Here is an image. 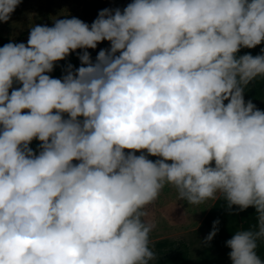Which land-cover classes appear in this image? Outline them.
Returning a JSON list of instances; mask_svg holds the SVG:
<instances>
[{
  "label": "clouds",
  "instance_id": "obj_1",
  "mask_svg": "<svg viewBox=\"0 0 264 264\" xmlns=\"http://www.w3.org/2000/svg\"><path fill=\"white\" fill-rule=\"evenodd\" d=\"M21 3L0 0V23ZM262 42L264 0H133L0 47V264H151L146 208L165 186L255 208L226 245L232 264H264V111L244 99L264 54L236 55ZM78 49L80 67L46 74Z\"/></svg>",
  "mask_w": 264,
  "mask_h": 264
},
{
  "label": "rangeland",
  "instance_id": "obj_2",
  "mask_svg": "<svg viewBox=\"0 0 264 264\" xmlns=\"http://www.w3.org/2000/svg\"><path fill=\"white\" fill-rule=\"evenodd\" d=\"M131 2L133 0H22L12 13L11 19L7 23H0V35L7 43L27 44L30 24L51 27L53 18L75 17L90 26L101 10L119 8L122 11ZM109 47L110 42L103 41L96 49H88V51L96 59L101 49ZM255 106H264V100L255 103ZM39 143L38 140H33L30 147L38 152ZM225 203L220 198L215 201L210 200L199 207L189 206L186 202H177L175 190L171 186H165L159 199L147 206L148 216L145 218L155 224L150 234L151 241L170 235L164 242L170 257L163 264H232L226 241L239 229H235L231 219L229 220L232 215L225 210ZM217 211L223 214L222 219H219V231L208 246H203L202 242L212 231L213 222L221 217L220 212ZM242 213L243 220L240 227L246 229V210ZM226 217L227 220L224 219ZM194 238H196L195 243ZM198 244L201 246L197 247ZM166 258L165 256L164 261Z\"/></svg>",
  "mask_w": 264,
  "mask_h": 264
},
{
  "label": "trees",
  "instance_id": "obj_3",
  "mask_svg": "<svg viewBox=\"0 0 264 264\" xmlns=\"http://www.w3.org/2000/svg\"><path fill=\"white\" fill-rule=\"evenodd\" d=\"M5 44H7L6 40L0 35V47H3ZM262 49H264V42H262L260 45L256 46L255 48L252 49H248V48H241L240 51L236 54L237 56H242L244 54H251L253 56L256 55H261L264 54L262 53ZM82 50H77L76 52L72 53L67 60L65 61H59L57 62L56 67L54 68V71L51 73H46L48 75H50L53 78H62V76L65 74L64 72V68L68 63H71L74 68H78L81 66V62L78 58L77 53H81ZM90 53L91 59L93 60V62L95 61V57L92 55V53L90 51H88ZM21 85L19 84H14L13 87L14 88H18ZM11 92V89H10ZM244 99L245 101H249L251 100L254 104L257 102H261L264 100V80H260L259 78L253 82H251L248 86V88L245 90L244 92ZM227 103V101H225V104ZM261 111H264V106H258L256 107ZM149 159L155 161L157 159V157H148ZM73 163H78V161H73ZM246 216H247V223H246V229L249 228L250 225L255 224L256 223V211L255 208L253 207H249L248 209H246ZM258 255L260 256L262 262H264V245H262L259 249H258Z\"/></svg>",
  "mask_w": 264,
  "mask_h": 264
},
{
  "label": "crops",
  "instance_id": "obj_4",
  "mask_svg": "<svg viewBox=\"0 0 264 264\" xmlns=\"http://www.w3.org/2000/svg\"><path fill=\"white\" fill-rule=\"evenodd\" d=\"M168 236L170 235L156 238L151 241L152 250L156 253V257H157L155 261L151 262V264H163L170 257V254H168L169 251L166 250V243H164L165 240L168 238ZM195 239L196 238H194V243H195ZM229 251H231L230 248H229ZM165 256L167 258L164 261Z\"/></svg>",
  "mask_w": 264,
  "mask_h": 264
},
{
  "label": "bare ground",
  "instance_id": "obj_5",
  "mask_svg": "<svg viewBox=\"0 0 264 264\" xmlns=\"http://www.w3.org/2000/svg\"><path fill=\"white\" fill-rule=\"evenodd\" d=\"M234 207V209H235V206H233ZM219 210H221V209H219ZM226 210V209H225ZM224 211V210H223ZM222 211V212H223ZM218 213L220 212V214H219V216H221V215H223L222 213H221V211H217ZM225 212V211H224ZM218 213H216V214H218ZM215 214V215H216ZM243 213L242 212H240L238 215H232L231 216V218H229V220L231 219V222H232V224H233V227L235 228V229H241V227H240V223H241V221L243 220ZM218 216V217H219ZM218 219H222V216L220 217V218H218ZM224 219H226L227 220V217L226 218H224ZM233 228V229H234Z\"/></svg>",
  "mask_w": 264,
  "mask_h": 264
}]
</instances>
